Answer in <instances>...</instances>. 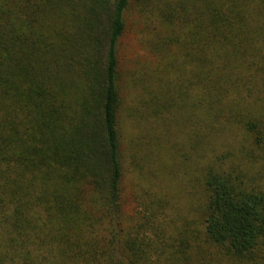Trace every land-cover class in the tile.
<instances>
[{
    "label": "trees",
    "instance_id": "1",
    "mask_svg": "<svg viewBox=\"0 0 264 264\" xmlns=\"http://www.w3.org/2000/svg\"><path fill=\"white\" fill-rule=\"evenodd\" d=\"M131 17L155 65L123 75ZM182 103L202 124L179 157ZM0 264H264V0H0Z\"/></svg>",
    "mask_w": 264,
    "mask_h": 264
},
{
    "label": "rangeland",
    "instance_id": "2",
    "mask_svg": "<svg viewBox=\"0 0 264 264\" xmlns=\"http://www.w3.org/2000/svg\"><path fill=\"white\" fill-rule=\"evenodd\" d=\"M129 23L131 24V26L126 30L119 43L120 62L125 71L123 75L133 69L142 68V65H144V68L146 69H149L150 67H153L155 65V62L151 61L150 57L139 46L136 33V25L133 17H131ZM155 88H159L158 85H155ZM128 92L133 93V90L129 88ZM188 99L190 98H186V100ZM181 105L182 107L175 111H186L190 115L191 120H189L187 123H182L177 116L174 117V114H172V116L170 117L171 123L169 124V128L171 129L172 134H166L167 138L169 139V143H174L176 147L175 154L179 157H181L182 155H187L185 154V152L191 150L190 147H188L190 145L189 134L194 130V128H201L199 125L202 124L198 120L200 116L199 112L201 111L199 108L196 110H192L188 103H182ZM126 131L131 132L128 126ZM129 138L130 133H128L126 136V143L124 146L126 156ZM223 138L224 137L222 136L214 139L216 146H221L224 140ZM226 138H229V136H227ZM150 149L153 151L156 157V162L158 160H163L169 163L171 155L167 151L166 146H164L161 142L155 140L152 141ZM256 155L258 154L256 153ZM192 156L194 158V155ZM195 161H200V158L196 155ZM146 166L149 167V164H146ZM261 167L262 161L259 159L254 168L248 166V169L256 172V170H260ZM168 168L170 169L169 172H164L162 174L165 178L163 181V186L167 190L166 193L168 195V198L170 202L173 203L175 209L178 212H180L181 214H188L190 210L191 200L192 198L195 199V197L191 198V196L184 189V185L187 184V173L184 172L182 167L175 169L173 167V164ZM125 172V178L122 184V209L124 211V214L129 217L133 214L137 206L134 201V197L136 196V194L142 196L143 190H141L142 186H139V184L134 181V176L137 175L132 172V169L129 168L127 159H125ZM166 176L169 178H166ZM158 181V176L156 174L154 185L159 191L161 187L158 184Z\"/></svg>",
    "mask_w": 264,
    "mask_h": 264
}]
</instances>
